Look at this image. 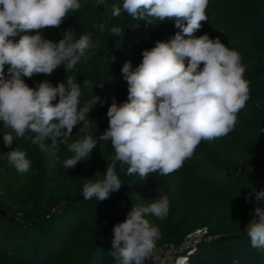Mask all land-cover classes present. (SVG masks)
I'll use <instances>...</instances> for the list:
<instances>
[{
	"label": "trees",
	"instance_id": "1",
	"mask_svg": "<svg viewBox=\"0 0 264 264\" xmlns=\"http://www.w3.org/2000/svg\"><path fill=\"white\" fill-rule=\"evenodd\" d=\"M122 2L107 0L121 7ZM81 4L58 28L40 34L59 42L69 28L76 30L75 39L91 33L92 42L98 45L95 55L90 52L87 62L82 60L70 72L61 65L51 75H22V79L36 87L43 80L56 86L67 76L74 77L81 84V107L93 94L105 103L95 105L90 121L78 124L65 143L51 147L52 140L47 139V151L27 138L14 139L6 147L3 135L12 130L0 122V264H116L108 254L114 225L126 219L128 208L146 205L163 194L170 201L167 218L145 217L159 227L157 245L176 246L189 233L206 227L203 238L188 252L186 264H264V249L253 248L245 230L255 218L254 193L264 190V0H209L208 20L194 33L196 38L205 33L219 38L242 56L250 94L234 130L218 139L202 140L192 157L169 175L128 176L127 165L122 168L117 162L115 171L122 187L102 202L83 199L82 188L103 180L106 167L113 163L111 141H100L99 136L109 126L106 114L112 97L118 104L128 99L121 68L126 61L135 68L143 50L167 41L179 30L170 20H136L123 11L113 17L110 8L97 5L96 0H81ZM113 27L122 28L124 35L114 36ZM24 34L35 35L36 31L21 32L11 39L18 41ZM112 55L116 56L113 63ZM9 67L5 65L6 79L10 78ZM84 80L90 86H83ZM86 136L98 142L91 157L66 169L63 162L73 155L67 144ZM16 147L31 161L26 174L8 164L6 153ZM259 206L264 207V201Z\"/></svg>",
	"mask_w": 264,
	"mask_h": 264
},
{
	"label": "clouds",
	"instance_id": "2",
	"mask_svg": "<svg viewBox=\"0 0 264 264\" xmlns=\"http://www.w3.org/2000/svg\"><path fill=\"white\" fill-rule=\"evenodd\" d=\"M96 3L110 8L113 17L123 11L136 20H170L179 30L167 41H157L150 50H143L142 61L135 68L131 61L121 68L128 99L118 104L112 97L106 114L109 126L99 136L100 141H111L113 163L106 167L103 180L86 183L82 188L83 199L102 202L122 187L115 171L117 162L122 168L127 165L128 176L138 174L143 179L153 173L169 175L192 157L202 140L227 136L249 99L250 82L244 79L246 69L238 51L207 33L194 36L202 22L208 20L209 0H123L122 7L109 5L107 0ZM81 7V0H0V122L12 130L3 135L6 147H11L17 138L29 139L41 151L48 150L47 139L52 140L51 147H58L78 124L89 120L95 105L105 103L93 94L81 107V84L74 77L67 76L56 86L43 80L36 87H29L22 79V75H51L61 65L70 72L82 60L87 62L90 52L95 55L98 45L92 42L91 33L75 39L76 30L69 28L59 42L40 34L47 28H58L69 12ZM99 29L103 32L104 25ZM32 30L35 35L11 39ZM110 31L114 36L124 35L120 27ZM109 59L113 63L116 56ZM5 65L10 66L9 79L5 78ZM90 83L84 80L83 86ZM27 133L35 135L26 136ZM97 143L92 136H86L67 144L73 155L63 166L72 169L85 157L89 159ZM6 157L18 173L29 172L31 161L25 151L16 147ZM254 195L255 218L245 230L251 246L264 249V207L259 206L264 201V190ZM169 208V197L163 194L146 205H134L126 219L114 225L108 254L116 264H145L161 235L159 227L145 217L163 221Z\"/></svg>",
	"mask_w": 264,
	"mask_h": 264
},
{
	"label": "built area",
	"instance_id": "3",
	"mask_svg": "<svg viewBox=\"0 0 264 264\" xmlns=\"http://www.w3.org/2000/svg\"><path fill=\"white\" fill-rule=\"evenodd\" d=\"M131 210L132 208H128L126 213ZM206 232V227L191 232L176 246H159L155 243L154 250L146 259L145 264H177V261L180 260H182V264H186L188 252L203 238Z\"/></svg>",
	"mask_w": 264,
	"mask_h": 264
}]
</instances>
